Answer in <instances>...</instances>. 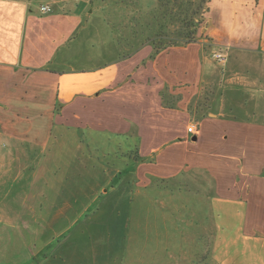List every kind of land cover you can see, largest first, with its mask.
<instances>
[{
  "label": "crops",
  "instance_id": "obj_1",
  "mask_svg": "<svg viewBox=\"0 0 264 264\" xmlns=\"http://www.w3.org/2000/svg\"><path fill=\"white\" fill-rule=\"evenodd\" d=\"M91 4L0 0V264H264V121L229 113L264 77L212 58L264 56V0L155 55Z\"/></svg>",
  "mask_w": 264,
  "mask_h": 264
},
{
  "label": "rangeland",
  "instance_id": "obj_2",
  "mask_svg": "<svg viewBox=\"0 0 264 264\" xmlns=\"http://www.w3.org/2000/svg\"><path fill=\"white\" fill-rule=\"evenodd\" d=\"M39 1V0H38ZM187 4V8H192L196 15L195 20H202L196 34L193 33L191 24L182 23L178 14L182 12L174 0H91V8L100 14L98 19L106 21L113 27L115 32L116 54L122 55L138 47L140 44L152 40L160 45L180 43L184 41V34L192 39H201L199 31H202L204 15L208 10L207 0H178ZM190 4V5H189ZM191 4H194L193 6ZM192 12V11H191ZM190 12V14H191ZM204 14V15H203ZM118 48V49H117ZM120 49V50H119ZM226 66L230 62L232 66L246 67L242 73H249L252 77H264V56L255 54H228ZM222 74L224 67L218 65L215 67ZM237 110L229 112L237 118L264 121V98L257 93L253 94L252 102L244 107V101L249 99L246 95L237 96ZM202 104L197 105L201 107ZM196 107V109H197ZM253 109V110H252ZM202 110V109H201ZM254 111V112H252ZM193 181L199 179L197 175H191ZM207 181V179H206ZM195 183V204H202L203 188L197 182ZM184 190L185 183L182 187ZM192 194V193H191ZM191 194H189L191 196ZM183 204H186V197ZM182 213H180V216ZM206 214H204L205 216ZM203 214L196 213V219H202ZM210 228L204 229L205 238L209 236ZM199 229H196V234ZM196 252H198L196 247Z\"/></svg>",
  "mask_w": 264,
  "mask_h": 264
},
{
  "label": "trees",
  "instance_id": "obj_3",
  "mask_svg": "<svg viewBox=\"0 0 264 264\" xmlns=\"http://www.w3.org/2000/svg\"><path fill=\"white\" fill-rule=\"evenodd\" d=\"M208 1V0H207ZM174 3L176 4V6L179 8V9H181L182 10V12L180 13V15L178 14V18L179 19H181V22L182 23H185V24H187V23H189V24H191V26L193 27V33L194 34H196L197 33V31H198V28H199V25H201L202 24V20H195V18H194V16L196 15V10H195V12H193L194 10L192 9V8H187V4H185V3H183V2H181V1H178V0H174ZM208 3V2H207ZM190 5V4H189ZM192 6L194 5V4H191ZM192 11V12H191ZM208 11V10H207ZM207 11H206V13H207ZM190 12H191V14H190ZM204 15V14H203ZM184 41H182V42H180V43H171V44H165V45H160V44H157L156 42H154V41H152V40H148L147 41V43L148 44H151L152 45V47L154 48V49H156V52L154 53V55L155 54H157L159 51H161V50H164V49H166L167 47H170V46H176V45H186V44H188V43H192V42H194L195 41V39H192V38H190V37H188L186 34H184ZM166 94H165V91H162L161 92V97H162V99H163V101H164V105H166V103H165V98H166V96H165ZM179 98V97H178ZM177 98V99H178ZM173 108H175V106H173ZM188 110L190 111V113H191V108H190V106L188 107ZM196 121H197V118L195 119Z\"/></svg>",
  "mask_w": 264,
  "mask_h": 264
},
{
  "label": "built area",
  "instance_id": "obj_4",
  "mask_svg": "<svg viewBox=\"0 0 264 264\" xmlns=\"http://www.w3.org/2000/svg\"><path fill=\"white\" fill-rule=\"evenodd\" d=\"M39 10L43 14H48V13H50L52 11V9L49 6H47V5H41L39 7ZM212 58L216 62H218L219 64H221V65L225 64L226 63V60H227L226 54L225 53H221V52H214L212 54ZM187 131H188V133H195L196 132V128H195L194 125H191V126L188 127Z\"/></svg>",
  "mask_w": 264,
  "mask_h": 264
}]
</instances>
